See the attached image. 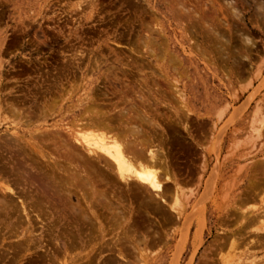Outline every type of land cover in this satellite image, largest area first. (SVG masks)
I'll return each mask as SVG.
<instances>
[{"label":"rangeland","instance_id":"374dc122","mask_svg":"<svg viewBox=\"0 0 264 264\" xmlns=\"http://www.w3.org/2000/svg\"><path fill=\"white\" fill-rule=\"evenodd\" d=\"M252 95L264 105V0H0V264H264V228L244 226L240 213L254 204L264 210V172L253 170L264 139L233 132ZM255 103L248 121L257 120ZM133 105V115L143 109L166 131L143 125L170 152L181 193L176 198L165 182L168 204L151 210L159 223L139 210L137 241L145 234L150 244L123 258L106 246L129 225L102 239L98 225L79 215L77 207L90 212L68 181L92 174L108 198L123 195L126 206L113 201L118 211L130 209L114 171L84 167L91 156L74 135H96L84 123ZM243 154L250 156L238 160ZM141 195L131 196L137 210Z\"/></svg>","mask_w":264,"mask_h":264},{"label":"bare ground","instance_id":"6f19581e","mask_svg":"<svg viewBox=\"0 0 264 264\" xmlns=\"http://www.w3.org/2000/svg\"><path fill=\"white\" fill-rule=\"evenodd\" d=\"M67 8V7H66ZM236 10V9H235ZM198 15V13H197ZM196 16V15H195ZM199 16V15H198ZM191 21V20H190ZM189 21V22H190ZM199 21V20H198ZM200 23V22H199ZM203 24V23H202ZM207 26V25H206ZM205 26V28H206ZM204 27V26H203ZM214 28V27H212ZM208 30H210L209 28H207ZM211 31V30H210ZM213 31H211L212 33ZM210 33V34H211ZM217 33V32H216ZM222 37V36H221ZM215 40H219V36L218 39L216 38V36L214 37ZM224 39V38H223ZM245 39V38H244ZM227 40V39H226ZM151 41V39H150ZM192 41V40H191ZM221 41V39H220ZM228 41V40H227ZM245 41V40H243ZM249 41V40H248ZM223 42V40L221 41ZM247 42V41H246ZM150 43V42H149ZM218 43H220L218 41ZM224 43V42H223ZM222 43V44H223ZM226 43V41H225ZM229 44V42H227ZM250 43V42H249ZM253 43V42H252ZM248 44V43H245ZM218 46V45H217ZM249 46V45H248ZM254 46V44H253ZM221 47V46H220ZM131 48V47H130ZM133 48V47H132ZM219 48V47H218ZM222 48V47H221ZM226 48V47H225ZM224 48V49H225ZM249 48V47H248ZM198 49V48H197ZM227 49V48H226ZM134 50V49H133ZM222 52V51H221ZM224 52V51H223ZM201 53V52H200ZM223 55L226 54V50L225 53H222ZM221 54V55H222ZM228 54V53H227ZM227 56V55H226ZM224 57V56H223ZM223 57L221 56V60L223 59ZM243 57V56H242ZM177 58V57H176ZM217 58V57H216ZM226 58V57H225ZM244 58V57H243ZM242 58V59H243ZM229 59V56H228ZM232 59V58H231ZM246 59V57H245ZM230 60V59H229ZM224 61V59H223ZM225 61H227L225 59ZM224 65V64H223ZM239 65V64H237ZM240 66V65H239ZM127 69H125L126 71ZM131 71V70H130ZM132 72V71H131ZM223 72V71H222ZM239 73V72H238ZM223 74V73H222ZM240 74V73H239ZM257 92V91H256ZM181 95V94H180ZM222 96V95H221ZM183 100V99H182ZM256 98L254 97V95L248 97L246 103H245V107H244V116L242 118L241 121H239V123H237V128L235 127V130L233 131L234 134L236 136H238V134H241L243 132L247 133L248 135H253V134H257L259 137H262L264 139V105H261V103L263 102V99H260L259 102H256ZM262 101V102H261ZM57 102V101H56ZM133 100H127L126 104H130L132 103ZM184 102V101H182ZM256 104V111L253 113L255 114L254 118H257V120H250L248 121L247 119V115L248 112L250 111L251 107L253 104ZM52 104V103H51ZM49 105V104H48ZM182 105V104H181ZM228 105V104H227ZM229 106V105H228ZM10 108V107H9ZM8 108V109H9ZM12 108V107H11ZM16 108V106H15ZM13 107V115H17V117H21L23 114L21 112V110H17ZM18 108V107H17ZM20 108V107H19ZM51 108V107H50ZM49 108V109H50ZM186 108V107H185ZM235 108V107H234ZM7 109V110H8ZM137 109H139L136 106H132L130 108V110H124V111H120L121 113L118 114L116 117L112 116H107L105 120L101 119L102 117H100L99 115H97L96 120L94 121V119H89L90 122L84 123V125L86 124V126H90L92 128H95L97 130L98 133L100 134H93L92 136L88 137V135L83 134L84 137H79L74 135V140L75 142H77L78 144H80L82 147V149L86 152V154L88 153V156L90 155L91 157H89V159L84 160V167L91 170V169H95L93 166L95 165V163L99 164L100 167L102 168H107L108 170H112L116 173V176H118V181H121L122 184L126 187V191H127V196L130 197V209L126 212L124 211V213L121 211H118L115 207H114V199L117 202V206L120 207L123 204H121L124 199H123V195L122 196H116V192H112L110 198L107 197V193L104 190H99L98 189V185L105 183L104 180L99 179L98 177L94 180V178L92 177V174H88L86 175V179L85 181H81L80 179H77L76 177H73L69 179L68 181V185H70V187H76V190H78L81 194V198L86 202L87 206H88V210L90 212V215H87L85 212H83V209L80 207H77V209H79L78 213L80 216H82V220L86 222V225H98V231L100 232V235L102 237V239H104L107 235L108 232H110L111 230L113 232L118 231L121 229V227H123L124 225H129V230H123V233L117 232L115 236L116 239H114V241L112 242L113 245L112 246H107L109 248V251H113L112 248H115L117 250V257H123L125 258L126 253L125 252H129L130 250L132 251H137L140 254H145L144 249H146V247L149 246L150 244V239H148V237L145 234H142L143 240L137 241V235H138V230L139 227L136 225V222L134 220V218L136 216H138L139 210L140 211H144L146 212V215L149 218H153L155 219L158 223L159 221L153 217L152 215V209H155L157 212L160 211L161 207H160V203H162L163 205L168 204L167 200H166V196L168 194L169 191V184L165 185V182H170L174 185V196L177 198L178 195H180V189L181 186L179 184V180L177 179L175 170L173 169L171 163H170V157H169V151L167 148L164 147L163 143H158L155 144V139L156 137L154 135H152L148 130L144 129L143 125L147 124L152 128H158L161 129L163 136L166 134V131L160 126V124L154 120V118H152L150 116V114H148L146 111H144L143 109L141 110L142 113L141 114H137L133 115L132 113H135V111H137ZM227 109V108H226ZM239 109V108H238ZM237 110V109H236ZM43 111V110H42ZM91 111V110H90ZM139 111V110H138ZM223 111V110H221ZM12 112V110H11ZM175 112V111H174ZM191 111H187V113H190ZM225 112V111H224ZM236 112V111H235ZM239 112V111H238ZM242 112V111H241ZM9 113V112H8ZM28 113V112H27ZM180 113V112H179ZM186 113V112H185ZM233 113V112H232ZM247 114V115H246ZM26 115V114H25ZM24 115V116H25ZM198 116V115H197ZM252 116V115H251ZM26 117V116H25ZM28 117V116H27ZM32 117V115H31ZM183 117V116H182ZM188 117V116H187ZM253 117V116H252ZM29 118V117H28ZM156 118V117H155ZM181 118V117H179ZM185 118V116H184ZM88 119V118H87ZM182 119V118H181ZM234 119V118H233ZM252 119V118H251ZM259 119V120H258ZM179 120V119H177ZM183 120V119H182ZM189 120V118H188ZM187 120V121H188ZM217 120V119H216ZM220 120V119H219ZM235 120V119H234ZM240 120V119H239ZM184 121V120H183ZM186 121V120H185ZM186 121V122H187ZM256 121H258V125L256 126L255 123H257ZM29 122V121H28ZM83 122V121H82ZM138 122H140V124H138ZM177 124L176 120L172 121V123ZM227 122V120H226ZM115 123H117L115 125ZM179 124L181 123V120H179L178 122ZM188 123V122H187ZM183 127L184 130L186 132H189L190 130V126L189 124H187ZM218 122H216L215 125H217ZM261 123V124H260ZM27 124V123H25ZM178 124V125H179ZM214 125V126H215ZM81 127V126H80ZM86 128V127H85ZM234 128V127H233ZM224 129V128H223ZM221 129V130H223ZM82 130V129H81ZM38 131V130H37ZM84 131V130H83ZM88 131V130H87ZM52 132V131H51ZM85 132V131H84ZM92 132V131H90ZM225 132V131H223ZM221 132V133H223ZM79 133V131H78ZM94 133V132H93ZM96 133V132H95ZM232 133V132H231ZM244 133V135H245ZM58 134V132H57ZM224 134V133H223ZM233 134V136H234ZM41 135V134H40ZM49 135V134H48ZM77 135V134H76ZM219 135V132H218ZM222 135V134H221ZM225 135V134H224ZM243 135V134H242ZM243 135V136H244ZM87 136V137H85ZM226 136V135H225ZM224 136V139H225ZM241 136V135H240ZM258 137V139H259ZM1 138V137H0ZM222 138V137H221ZM6 139V138H5ZM48 139V137H47ZM53 139V138H52ZM223 139V141H224ZM46 140V138H45ZM63 140V139H62ZM68 140V139H67ZM11 141V140H10ZM39 141V140H38ZM163 141V140H161ZM222 141V140H221ZM9 142V141H8ZM74 142V143H75ZM11 143V142H10ZM9 143V144H10ZM255 143V142H254ZM8 144V143H7ZM223 144L224 142H222V145L218 148V155H220L222 153V149H223ZM252 144V143H251ZM64 145V144H63ZM72 145V144H71ZM75 145V144H74ZM220 145V144H219ZM68 146V145H66ZM264 146V143H263ZM255 147V145H254ZM262 147V145H261ZM25 148V147H24ZM260 148V147H259ZM23 149V148H22ZM21 149V150H22ZM31 149V148H30ZM34 150V149H33ZM67 150V149H66ZM69 150V149H68ZM16 151V150H15ZM74 151V150H73ZM258 151V150H257ZM35 152V151H34ZM207 152H210L209 150ZM262 152V150H261ZM19 155H23V153L16 152ZM76 153V152H75ZM34 154V153H33ZM36 154V152H35ZM187 154V153H186ZM257 154V153H256ZM80 155V154H79ZM250 156V154H243L240 156V158H238V160ZM262 158L264 157V152H262ZM30 157V156H29ZM83 157V156H82ZM257 157V155H254V158ZM261 158V157H260ZM261 158V159H262ZM48 159V158H47ZM7 160V159H6ZM17 161V160H16ZM18 164V163H17ZM27 164V163H26ZM72 164V163H71ZM20 165V164H19ZM18 165V166H19ZM70 165V164H69ZM73 165V164H72ZM241 166V165H240ZM54 167V166H53ZM65 167V166H63ZM83 167V168H84ZM248 167V166H247ZM22 168V167H21ZM55 168V167H54ZM59 168V167H58ZM70 168V167H69ZM82 168V169H83ZM23 169V168H22ZM61 169V168H60ZM65 169V168H64ZM74 169V168H73ZM56 170V169H55ZM69 170V169H68ZM67 170V171H68ZM256 174H258L259 172H264V159L260 160L259 163L254 165V169ZM81 171V170H80ZM83 171V170H82ZM86 171V170H85ZM95 171V170H93ZM99 171V170H96ZM95 171V172H96ZM102 171V170H101ZM42 172V171H41ZM71 172V171H69ZM76 172V171H75ZM63 173V172H62ZM66 173V171H65ZM99 173V172H98ZM2 174V172L0 173ZM29 174V173H28ZM84 174V171H83ZM94 174V173H93ZM101 174V173H99ZM65 175V174H64ZM68 175H72V173H69ZM98 175V174H97ZM134 175V176H131ZM198 175V174H197ZM25 176V175H24ZM33 176V175H32ZM36 176V175H35ZM40 176V175H39ZM66 176V175H65ZM164 176V178H166L165 181L162 182V177ZM173 176V177H172ZM51 177V176H50ZM208 177V176H207ZM214 176H211V178ZM34 178V177H33ZM84 178V176H83ZM208 179V178H207ZM262 179V178H261ZM35 180V178H34ZM51 180V179H50ZM56 180V179H55ZM53 181V180H52ZM212 183V180H210ZM251 179H248V182H250ZM259 181V180H258ZM57 182V181H56ZM62 182V181H61ZM65 182V181H64ZM209 182V181H207ZM214 182V180H213ZM253 182L256 184L257 182V178L255 177ZM261 182H263L261 180ZM67 183V182H66ZM64 183V184H66ZM116 183V182H115ZM120 183V182H119ZM132 183H135L134 185H132ZM210 183V182H209ZM251 183V182H250ZM253 183V185H254ZM48 184V183H47ZM54 184H57L54 182ZM114 184V183H113ZM239 184V183H238ZM49 185V184H48ZM47 185V187H48ZM87 185H89V188L87 193L84 192L85 188H87ZM250 185V184H249ZM1 186V185H0ZM116 186V185H115ZM252 186V185H250ZM3 187V186H2ZM50 187V186H49ZM60 187V186H59ZM63 187V186H62ZM249 187V186H248ZM254 187V186H253ZM114 188V187H113ZM192 188V187H191ZM207 188V186H206ZM250 188V187H249ZM259 188V187H258ZM262 188V187H261ZM259 188V189H261ZM264 188V187H263ZM8 192H10L13 195H16V192H14L13 189L11 188H6ZM50 189V188H48ZM52 189V188H51ZM254 189V188H253ZM253 189H251L253 191ZM53 190V189H52ZM115 190V189H113ZM185 190V189H184ZM2 191V190H0ZM50 191V190H49ZM256 191V190H255ZM254 191V192H255ZM259 194H262V192L264 190H258ZM250 195V199H255V196L257 197L258 194L257 192ZM261 191V192H260ZM180 192V193H179ZM245 193V191H243ZM3 193V192H2ZM111 193V192H110ZM138 193L142 194V198H146V200L140 201L139 202V209L137 210V208L134 206V201L133 198L131 197L132 195H136V198L138 197ZM226 193V192H225ZM9 194V193H8ZM7 194V195H8ZM55 194V193H54ZM57 194V193H56ZM87 194H90V201H87ZM156 194V195H153ZM5 195V199L6 194ZM58 195V194H57ZM206 195V194H205ZM263 195V194H262ZM53 196V195H52ZM140 196V197H141ZM186 196V195H185ZM18 197V196H17ZM56 197V196H55ZM58 197V196H57ZM89 197V195H88ZM261 197V196H260ZM263 197V196H262ZM4 198V197H2ZM10 198V197H9ZM63 198V197H62ZM69 198V197H68ZM258 198V197H257ZM1 199V198H0ZM4 199V200H5ZM12 199V198H11ZM10 199V200H11ZM204 199V197H203ZM262 200V198H260ZM3 200V199H1ZM0 200V201H1ZM62 200V199H61ZM64 200V199H63ZM71 200V198H70ZM89 200V198H88ZM241 200V199H240ZM246 200V199H245ZM12 201V200H11ZM60 201V200H59ZM114 201V202H115ZM239 201V200H238ZM247 201V200H246ZM259 201V200H258ZM3 202V201H2ZM0 202V203H2ZM8 202V201H7ZM115 202V203H116ZM249 202V201H248ZM23 203V202H22ZM21 205H23L24 207V203ZM69 203V202H68ZM236 202H234L233 204H235ZM240 203V202H239ZM252 203V202H250ZM249 203V204H250ZM263 203H264V197H263ZM4 204V202L2 203ZM8 204V203H7ZM5 203V205H7ZM11 204V203H10ZM200 204V203H199ZM254 204V203H253ZM260 204V203H259ZM258 206H260L261 204ZM15 205V204H14ZM20 205V206H21ZM39 205V204H38ZM68 205V204H67ZM155 205V206H154ZM246 205V204H245ZM244 205V206H245ZM252 205V204H251ZM264 205V204H263ZM3 206V205H2ZM35 206V205H34ZM126 206V204L124 205ZM250 207V205H248ZM248 206H246L248 208ZM257 205H252L249 210L243 211L241 209L240 213L242 214L241 218L243 219V224L245 225H252L251 229H253V231L255 232H261L264 228V210L263 209H258L256 207ZM4 207V206H3ZM2 207V208H3ZM8 207V206H6ZM76 206H74L75 208ZM86 207V206H85ZM166 207V206H164ZM22 208V207H21ZM126 208V207H125ZM205 208V207H204ZM203 208V209H204ZM4 209V208H3ZM26 207H24V211ZM69 209V208H68ZM176 209V208H175ZM71 210V209H70ZM76 210V209H75ZM171 210V209H170ZM178 210V209H176ZM175 210V211H176ZM105 211H108L109 217L105 216ZM174 211V212H175ZM243 211V212H242ZM81 212V213H80ZM83 212V214H82ZM88 212V213H89ZM107 213V212H106ZM177 213V214H176ZM176 215L178 216L176 218V220L178 218H182L183 213L181 211H176ZM23 214V213H22ZM82 214V215H81ZM174 214V215H175ZM16 215V214H15ZM76 218V217H75ZM81 218V217H80ZM107 219L108 223H110V225H106L103 222V219ZM31 219V216H30ZM184 219V218H183ZM121 220V221H120ZM133 220V225L130 224V221ZM120 221V222H119ZM241 221V222H242ZM240 222V223H241ZM184 223V222H183ZM239 223V224H240ZM257 223V224H256ZM258 223H261V225H258ZM205 224V223H204ZM238 224V225H239ZM117 225V226H116ZM132 226V227H131ZM126 227V226H125ZM131 227V228H130ZM203 227V226H202ZM151 228V227H150ZM97 229V227L95 228ZM125 229V228H124ZM150 230V229H149ZM248 230V229H246ZM199 231V230H198ZM250 231V229H249ZM202 232V231H201ZM83 233V232H82ZM96 233V231H95ZM90 234V233H88ZM244 234V233H243ZM91 235V234H90ZM94 235V234H93ZM255 235V234H254ZM256 235H260V233H256ZM263 235V234H262ZM261 235V236H262ZM77 236V235H76ZM92 236V235H91ZM157 237V236H155ZM260 237V236H259ZM77 238V237H76ZM98 238V237H97ZM91 239V237H90ZM88 240V239H86ZM110 240V239H109ZM234 240V239H233ZM89 241V240H88ZM165 241V240H164ZM241 242V241H240ZM256 242V241H255ZM258 242V241H257ZM256 242V243H257ZM91 243V242H90ZM108 243V242H107ZM234 243V242H233ZM249 243V242H248ZM255 243V244H256ZM106 244V243H105ZM259 244V243H257ZM264 244V243H263ZM225 245V244H223ZM229 245V244H228ZM233 245V244H232ZM239 245V244H238ZM193 246V245H192ZM234 247L235 244L233 245ZM232 246V248H233ZM260 246V245H259ZM198 248V247H197ZM151 249V248H150ZM235 248H233L234 250ZM103 250V249H102ZM101 250V251H102ZM196 250V249H195ZM100 251V252H101ZM104 251V250H103ZM143 252V253H142ZM112 253V252H111ZM128 254V253H127ZM213 255V254H212ZM226 256V255H225ZM127 257V256H126ZM220 257V256H219ZM223 257V256H222ZM127 259V258H126ZM263 259V258H262ZM115 260V258L113 259ZM121 260H123L121 258ZM218 261V259H217ZM227 262V261H226ZM264 262V261H263ZM220 263V261H219ZM218 263V264H219ZM260 263V262H259ZM262 264V263H261Z\"/></svg>","mask_w":264,"mask_h":264}]
</instances>
